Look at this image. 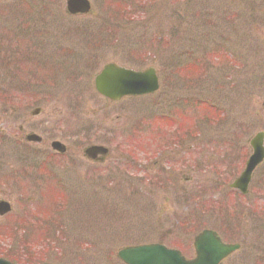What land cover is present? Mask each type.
<instances>
[{"label": "rangeland", "instance_id": "374dc122", "mask_svg": "<svg viewBox=\"0 0 264 264\" xmlns=\"http://www.w3.org/2000/svg\"><path fill=\"white\" fill-rule=\"evenodd\" d=\"M88 1L78 15L66 0L0 1V257L121 264L119 248L156 241L191 257L210 228L242 242L222 264H264V160L246 198L228 188L264 132V0ZM111 62L152 65L158 91L101 97L93 79ZM170 110L182 118L158 128ZM91 144L108 155L87 159Z\"/></svg>", "mask_w": 264, "mask_h": 264}, {"label": "water", "instance_id": "95a60500", "mask_svg": "<svg viewBox=\"0 0 264 264\" xmlns=\"http://www.w3.org/2000/svg\"><path fill=\"white\" fill-rule=\"evenodd\" d=\"M67 9L72 14L77 12L86 13L89 11V3L87 0H67ZM94 86L101 95L112 100H118L126 95L135 96L151 93L156 90L158 84L153 68L134 71L109 63L95 77ZM261 137V134H257L252 140L254 154L248 159L246 168L235 182V186L240 187V183L248 182L252 169L262 159ZM29 138L35 139L36 136H29ZM56 145L58 143H55ZM106 151V148L102 146H91L85 150V153L93 157L95 154H105ZM8 210V203L0 201V214ZM237 247V245L222 243L213 231L204 230L195 237L194 249L196 255L189 260L181 256L179 251L168 249L162 245L126 247L121 249L117 255L125 264H218ZM0 264L12 263L0 259Z\"/></svg>", "mask_w": 264, "mask_h": 264}, {"label": "flooded vegetation", "instance_id": "af4514ba", "mask_svg": "<svg viewBox=\"0 0 264 264\" xmlns=\"http://www.w3.org/2000/svg\"><path fill=\"white\" fill-rule=\"evenodd\" d=\"M18 132H19V134H22L23 133V129H22V126L21 125H18ZM27 134V133H26ZM26 134L24 133L23 134V137H22V140H25V137H26ZM41 139H42V142H43V137H40ZM55 140H57V141H59V142H61L60 140H58V139H52L51 141H50V143H49V146H50V144L53 142V141H55ZM42 142H40V143H42ZM39 143V144H40ZM62 143V142H61ZM64 147H65V145H64ZM65 153V152H64ZM58 154V153H57ZM59 154H63V153H59ZM106 156H101V155H97V156H95L94 158H93V161H95V162H100V161H102L104 158H105ZM144 167H146V166H144ZM147 168H148V166H147Z\"/></svg>", "mask_w": 264, "mask_h": 264}, {"label": "trees", "instance_id": "16d2710c", "mask_svg": "<svg viewBox=\"0 0 264 264\" xmlns=\"http://www.w3.org/2000/svg\"><path fill=\"white\" fill-rule=\"evenodd\" d=\"M21 228H23V227H21Z\"/></svg>", "mask_w": 264, "mask_h": 264}]
</instances>
